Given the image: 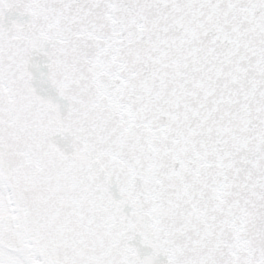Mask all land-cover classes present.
Instances as JSON below:
<instances>
[{"label":"snow or ice","instance_id":"1","mask_svg":"<svg viewBox=\"0 0 264 264\" xmlns=\"http://www.w3.org/2000/svg\"><path fill=\"white\" fill-rule=\"evenodd\" d=\"M0 264H264V0H0Z\"/></svg>","mask_w":264,"mask_h":264}]
</instances>
